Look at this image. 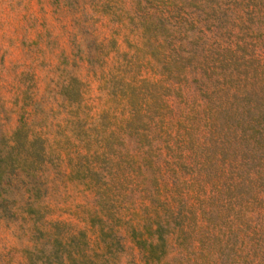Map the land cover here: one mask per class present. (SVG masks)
Masks as SVG:
<instances>
[{
	"label": "rangeland",
	"instance_id": "obj_1",
	"mask_svg": "<svg viewBox=\"0 0 264 264\" xmlns=\"http://www.w3.org/2000/svg\"><path fill=\"white\" fill-rule=\"evenodd\" d=\"M0 264H264V0H0Z\"/></svg>",
	"mask_w": 264,
	"mask_h": 264
}]
</instances>
